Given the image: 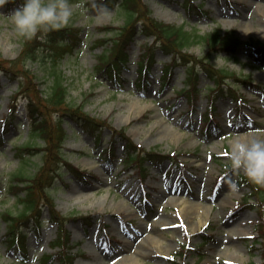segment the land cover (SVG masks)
I'll use <instances>...</instances> for the list:
<instances>
[{"label": "rangeland", "instance_id": "374dc122", "mask_svg": "<svg viewBox=\"0 0 264 264\" xmlns=\"http://www.w3.org/2000/svg\"><path fill=\"white\" fill-rule=\"evenodd\" d=\"M98 1L85 0L87 12L81 14L77 10L72 18L71 24L82 29V40L78 50L67 56L61 64L69 86L68 100L73 104H83L84 110L92 115L107 118L116 129L126 128V135L144 147H155L162 154L172 153V156L184 165L173 166L171 159H167L163 171L150 166L148 176L143 181L149 192L148 206L151 207V210L146 211L145 202L137 194L140 182L137 176L127 180V183L120 184L119 181L125 178L127 173L119 174L122 165L117 164L118 159L108 166L103 162L105 153L102 152V147L107 146L110 130L103 131L102 139L105 140L99 146L94 143L91 135L77 128L73 131L72 126L64 123L68 130L64 141L67 157L79 167L97 175V179L86 183L65 172L64 182H58L52 189L56 208L65 216L71 217L67 226L76 251V254L72 255V264H170L168 258L179 248L180 243L186 242L195 249L202 241L203 233L211 234V240L204 245L201 252L191 253L189 260L197 261L198 256H201L202 264H229L230 261L264 264V238L263 242L254 245L256 248L253 250L249 248V242L245 240L246 244L242 239L244 235L257 236L256 225L261 220L250 206L236 209V201L251 198L248 188L239 185L238 191L230 190L229 183L235 180L237 174L214 188L215 179L222 171V164L217 162L214 155L225 154L228 149L229 154L224 156L222 163L229 162L234 138H245L248 134H256L258 129L264 130V97L260 92L251 94L244 87H238L248 98L239 117L236 116V101L229 97L217 98L216 114L220 128L209 139H204L201 129L203 113L208 105L207 96L201 94L192 115L187 114L191 105L188 97L179 98L177 95V91L185 85L182 81L186 68L183 65H175L169 81L162 86L165 77L160 76L161 69L165 61H170L171 55H164L158 48L148 75L147 93L144 94L137 88L136 65L142 54L141 46L144 41H153V37H145L142 34L135 38L130 47V62L124 71L126 82L122 88H115L95 71L99 55L108 50L106 42L97 44V41L110 36L104 32V27L123 25L125 16L109 3L106 4L107 14H102L97 8ZM143 1L150 8L153 17L183 25L185 29L199 34L220 28L223 31H233L242 40L255 38L264 41V0H259L263 9L257 10L251 6V0H205L203 8L206 15L203 17L196 14L188 16L182 4L184 0ZM19 4L18 2L9 8L5 4L0 5V57L3 58H16L22 48L24 40L14 33L8 16ZM185 49L198 57L208 52V47L203 41L191 42ZM211 61L216 67L233 70L239 74H250L255 82L264 84V62L255 61L246 44L241 45L233 55H213ZM29 66L35 71L39 87L46 89L50 83L46 67L34 62L29 63ZM22 79L27 82L26 78ZM199 81L204 91L207 90L206 84H213L202 74ZM16 88V80L9 81L0 73V119L3 114L8 113L10 95ZM24 102L22 98L16 115L15 123L19 125V129L12 127L7 133L6 142L0 143V175L4 178L19 169L29 174L42 164L40 153L35 154L31 162L23 166H20L15 157L16 147L27 141L29 120ZM37 142L44 141L37 138ZM120 144L118 157L123 154ZM102 165L113 170L110 174L100 175ZM181 172L186 174L187 184L184 181L175 185V180ZM74 185L79 186L81 190L72 191ZM170 189L175 191L171 192ZM184 200L188 202L182 203ZM189 202L203 208H198L197 213V208ZM17 206L12 196L0 195V213L16 212ZM44 212L47 217V209ZM81 215L90 217L94 223L87 225L79 220ZM159 220L161 222H158ZM241 228H244V234ZM55 229L54 225L46 222L41 228L39 238L33 233L29 234L30 258L25 264H60L58 261L45 262L42 258L44 254L55 251L51 247ZM6 230L7 222L0 214V264H20L6 250L3 242ZM103 231L109 233L112 241L107 240ZM224 231L227 234H222ZM230 231L233 234L230 236V245L227 246V242H223ZM148 235L156 236L160 247L146 244L148 237L143 244L138 243V240ZM127 240L135 244L132 249L140 248L144 255L132 257L133 262L129 258L119 262V259L129 253L127 249L123 250L124 241ZM97 242L103 243L104 250L96 248ZM133 252L132 250L131 253ZM200 253L202 254L199 255ZM238 253L240 256L236 257Z\"/></svg>", "mask_w": 264, "mask_h": 264}, {"label": "trees", "instance_id": "16d2710c", "mask_svg": "<svg viewBox=\"0 0 264 264\" xmlns=\"http://www.w3.org/2000/svg\"><path fill=\"white\" fill-rule=\"evenodd\" d=\"M12 1L13 0H7V3H10ZM123 4L127 11L132 13L133 11L139 12L137 9L142 3L141 0H123ZM145 15V20L147 24H145L146 27H141L142 30L147 32L149 28H155V30H157V34L161 37L160 39L163 42L161 46H164V48L167 50H171L172 48L180 52L182 48H184L189 43L201 40L206 43V45L211 51H220L224 49L232 51L240 43L239 38L231 32H226L222 34L218 29L217 31H214L212 33L200 35L198 33L184 30L183 28H181L182 26H175L172 24L156 21L155 19H152L149 15H147L146 12ZM75 30L76 29L72 28V26L69 25L64 29L49 33L48 38L45 41H41L38 39H33L31 41L24 40L19 57L12 61L0 59V64L6 65L8 68H11L15 73L22 72L24 74L23 76L31 78L32 82V70L30 68H26L25 65L27 64V62L40 60L44 58V56L45 60L47 55H50L52 60H54L55 62L53 66L54 68H56L58 66L57 62L60 59V49L63 45L72 43L73 36L76 38V34L74 33ZM149 30L151 31V33H155L154 30ZM136 32L137 30L134 27L129 28L127 30L123 28L118 33V37L115 39L113 53L103 54L101 56L103 59L101 65L103 67H101L100 69L106 71L109 77L113 78L116 81L120 80V68L122 66H125V64L127 63V48ZM251 43L253 44V47L256 51L260 52V54H264V43L262 44L257 41H252ZM148 53L149 58L151 59L154 56V53L152 51H148ZM181 56L183 62L188 61L191 63L190 76H192V73L194 72L196 62L200 61L208 75L211 78L215 79L217 85L222 83L223 81L230 83V76L236 79L238 78L234 73H230L227 71L225 72L223 69L214 68L213 65L209 62L205 63L203 62V60L192 56L188 58L184 53ZM116 62H118V64H116ZM7 64L13 65L14 68L8 66ZM146 67H148V65H146ZM50 77L52 78V81L44 90V94H40L41 92H39L35 94L36 98L32 96L31 98L29 97V103L31 107H33V109L30 110V118L33 123L30 130V134L33 138H35L36 136H41L47 139L48 147H46L45 149L47 161L51 159L60 161L61 159L59 158L60 156H62V150L60 149V145L62 143L63 138L65 137V129L60 125V123L64 118L63 114H66L67 108L71 111L70 116L74 120H76L79 125L85 127L86 129L96 130L101 128L103 124L100 123L99 119L95 117H90L88 114H86L82 110L81 106L73 107L69 105V103L66 101L68 89L67 86L64 84V76L62 75L61 71L52 69ZM191 80L193 82L194 89H197L196 80ZM21 88L24 91H27L30 89V86H28V83H21ZM228 89L229 93L232 94L233 89ZM218 90H220L222 94L227 93V91L225 89L223 91L221 87H219ZM212 91L214 92V88H212ZM48 108H53L56 110V112H58V115L54 118L55 123L53 125L56 128L55 134L59 132L56 135V137L58 138L57 144L59 146V151L57 149L51 148L53 143L51 137L53 136V133L52 130L49 132V125L46 120L47 118L46 116L44 117L43 113L41 112L43 110V112L45 113ZM62 111H64V113H62ZM31 146L32 144H29V147ZM55 155L57 156V158L54 157ZM54 175H48L47 172L41 170V172L35 176H23V178L29 181L30 184H26V195L20 197V200L23 204V208H21V212L17 214V217L20 218L19 220L27 221L31 216L40 211L41 203H48L50 205L52 216L60 224V238L62 240L68 241L70 238V234L63 227V223L65 221L64 217H62L53 207L52 195L50 192V187L53 185V183L51 182L50 178H54ZM14 187L17 188V186ZM259 188L260 194L263 195L264 191L261 187ZM4 217L8 218L10 224L14 226V228L10 230V236L8 237L9 247L12 248L16 253H18L17 256L20 257L21 253V258L25 260V238L21 237L20 239V231L18 229L19 225H17L18 223H16L19 220L16 219V217L10 219L9 215ZM66 253L67 252L64 250L60 251L59 257L61 259H64ZM179 254L183 255L184 251H179Z\"/></svg>", "mask_w": 264, "mask_h": 264}, {"label": "clouds", "instance_id": "9594fccd", "mask_svg": "<svg viewBox=\"0 0 264 264\" xmlns=\"http://www.w3.org/2000/svg\"><path fill=\"white\" fill-rule=\"evenodd\" d=\"M7 0H0L3 5ZM102 14H107L104 3L97 4ZM87 12L85 0H22L8 16L14 33L25 41L38 39L45 41L49 33L68 27L76 11ZM264 130L248 134L245 138L236 137L230 150V169L235 174L243 173L249 182L264 186ZM231 191L239 190L235 180L229 183Z\"/></svg>", "mask_w": 264, "mask_h": 264}, {"label": "bare ground", "instance_id": "6f19581e", "mask_svg": "<svg viewBox=\"0 0 264 264\" xmlns=\"http://www.w3.org/2000/svg\"><path fill=\"white\" fill-rule=\"evenodd\" d=\"M250 4H251V6L252 7H256V9H260V8H262V3L259 1V0H255V1H250ZM178 134L179 135H182V133L181 132H178ZM81 190V188L79 187V186H77V185H74L73 187H72V191H77V192H79ZM224 201H226V199H224ZM188 202V200L187 201H182V203H187ZM189 204H192L195 208H197L196 209V212L197 213H199V210H198V208H203L202 206H200V205H194L192 202H189ZM231 233L232 232H230V233H228V236H227V238H228V241H227V243H226V245L227 246H229L230 245V236H231ZM224 234V233H223ZM149 240V241H148ZM148 240H147V242H146V244H148V245H155V246H157V247H160V242L158 241V238L156 237V236H154V235H148ZM223 242V243H224ZM126 249L129 251V253H127V255H125V256H123L121 259H119V262L121 261H124V260H126V259H130V260H132V257H135V258H137V257H141L142 255H144V251L143 250H141L140 248L138 249V248H136V250L133 252V253H131V251H132V244H130V242L127 240L126 241ZM144 243V240H142L141 242H140V244H143ZM238 256H240V253H238V254H236V257H238ZM236 257H232L233 259L234 258H236ZM131 262H133V260L131 261Z\"/></svg>", "mask_w": 264, "mask_h": 264}]
</instances>
